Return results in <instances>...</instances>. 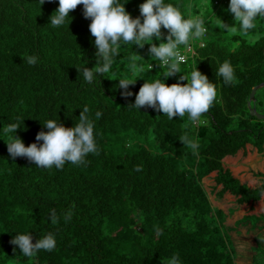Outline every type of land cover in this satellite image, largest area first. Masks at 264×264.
<instances>
[{
	"label": "trees",
	"instance_id": "obj_1",
	"mask_svg": "<svg viewBox=\"0 0 264 264\" xmlns=\"http://www.w3.org/2000/svg\"><path fill=\"white\" fill-rule=\"evenodd\" d=\"M58 2L0 0V264H167L173 255L180 264H236L226 228L264 220V120L247 106L252 87L264 81V17L243 34L217 27L220 19L235 23L230 0H164L184 18L201 16L207 27L190 41L181 73L164 78L167 69L149 56V44H122L110 72L87 83L77 69L96 67L91 19L78 5L64 25L52 27ZM119 2L143 21L144 0ZM161 32L166 41L163 26ZM30 55L35 65L23 59ZM134 58L143 67L138 78L130 70ZM224 61L234 69L230 85L216 75ZM195 66L217 89L198 127L187 114L169 120L157 109L131 106L144 80L184 84L180 76ZM122 78H137L128 87L132 95H122ZM251 105L264 114V86ZM84 106L99 149L86 164L46 169L10 157L5 126L20 124L14 135L39 146L35 137L48 130L45 121L75 126ZM184 134L198 140V155L179 140ZM137 165L142 171H134ZM21 233L33 243L51 233L56 247L25 257L11 243Z\"/></svg>",
	"mask_w": 264,
	"mask_h": 264
},
{
	"label": "clouds",
	"instance_id": "obj_2",
	"mask_svg": "<svg viewBox=\"0 0 264 264\" xmlns=\"http://www.w3.org/2000/svg\"><path fill=\"white\" fill-rule=\"evenodd\" d=\"M43 3L44 0H40V5ZM78 5H83L85 18L91 19L88 27L95 38L94 44L97 49L96 67L77 69L82 72L87 83H93L98 75L104 76L110 72L122 44H132L141 48L145 43L149 44V56L159 62V67L167 69L162 74L164 78L181 73L180 64L185 63L187 58L181 54L179 46L183 45L186 51H191L190 41L200 39L207 31L205 20L201 16L184 18L176 6L166 4L164 0H144L139 5L142 22L140 17L132 18L125 10L124 3L121 4L119 0H59L58 7L54 11L56 14H51L49 18L51 26L64 25L69 13ZM228 10L233 14L235 23L230 26L220 19L217 27L247 34L256 28L257 17H264V0H230ZM162 26L167 30L166 41L161 40ZM153 38L161 42L152 43ZM23 59L29 65L37 63V57L34 55ZM130 70L138 78L143 67H138L134 58ZM216 75L222 77L225 85H230L235 80L234 69L229 61L219 65ZM137 78L118 80L119 87L124 90L122 95H132L128 87L134 84ZM179 79L187 83L177 82L168 85L161 78L153 82L144 80L131 106L136 109L142 107L157 109L169 120L174 117L183 118L187 114L191 125L198 127L204 123L201 117L209 111L216 99V86L196 66L190 73L181 75ZM89 111L88 106H84L80 111L79 121L72 127H65L53 119L45 121L43 124L48 130L39 131L35 137L37 141H43L39 146L36 143L25 146L22 140L14 135L21 127L20 124L12 123L5 126L3 132L8 136L6 144L10 157L13 159L27 157L36 166L46 169H51L53 166L58 170L62 169L66 162L77 166L86 164L85 157L88 154H99L94 138V122L88 115ZM101 115L100 111L95 113L97 119ZM187 127L188 125L185 124V128ZM179 140L191 149L194 155H198V140L189 138L187 134L180 136ZM134 171H142V166H134ZM72 215L69 211L64 217L65 222L70 221ZM50 218L53 223L57 222L54 210ZM11 243L17 245L23 256L28 258L34 257L40 250L50 252L56 247L55 237L51 233L37 239L35 243L32 242L29 233L16 234ZM167 264H180L178 255H173Z\"/></svg>",
	"mask_w": 264,
	"mask_h": 264
},
{
	"label": "rangeland",
	"instance_id": "obj_3",
	"mask_svg": "<svg viewBox=\"0 0 264 264\" xmlns=\"http://www.w3.org/2000/svg\"><path fill=\"white\" fill-rule=\"evenodd\" d=\"M148 144L154 146L151 135L148 137ZM264 221V220H263ZM261 220L256 221L255 218L250 217L246 221L238 224L229 225L226 228V233L231 240L233 250L235 252L236 264H264V222ZM240 226L246 229L247 233L242 238L251 239L252 246L245 245L241 250L235 244V241L230 237L232 231H239ZM241 233V232H239ZM250 243V242H247Z\"/></svg>",
	"mask_w": 264,
	"mask_h": 264
},
{
	"label": "crops",
	"instance_id": "obj_4",
	"mask_svg": "<svg viewBox=\"0 0 264 264\" xmlns=\"http://www.w3.org/2000/svg\"><path fill=\"white\" fill-rule=\"evenodd\" d=\"M264 152V150H263ZM249 159L252 160V157H250ZM241 232V233H239ZM247 233L246 229L242 228V226H240V230L235 232V231H232L231 234H230V237L233 239V241H235V244L238 246V249L241 250L242 248H244L245 245H248V246H252V242L249 241L251 239H246V238H242L243 235ZM247 242H250V243H247ZM240 264V262H239Z\"/></svg>",
	"mask_w": 264,
	"mask_h": 264
},
{
	"label": "water",
	"instance_id": "obj_5",
	"mask_svg": "<svg viewBox=\"0 0 264 264\" xmlns=\"http://www.w3.org/2000/svg\"><path fill=\"white\" fill-rule=\"evenodd\" d=\"M264 86V81L261 82L260 84L258 85H255L254 87H252L251 89V92H250V96H249V100L247 102V106L249 108V112L251 115L257 117L258 119H261V120H264V114L263 113H260L256 110L255 106L254 105H251V102L254 101V96H255V92L256 90L259 88V87H262Z\"/></svg>",
	"mask_w": 264,
	"mask_h": 264
},
{
	"label": "built area",
	"instance_id": "obj_6",
	"mask_svg": "<svg viewBox=\"0 0 264 264\" xmlns=\"http://www.w3.org/2000/svg\"><path fill=\"white\" fill-rule=\"evenodd\" d=\"M190 46H191V45H190ZM180 51H181V54H182V55L186 56V55H185V52H186V50H185V49H183V50H182V49H180ZM191 51H192V46H191Z\"/></svg>",
	"mask_w": 264,
	"mask_h": 264
}]
</instances>
